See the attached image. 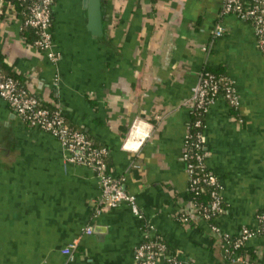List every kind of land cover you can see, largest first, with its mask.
<instances>
[{"label": "crops", "instance_id": "1", "mask_svg": "<svg viewBox=\"0 0 264 264\" xmlns=\"http://www.w3.org/2000/svg\"><path fill=\"white\" fill-rule=\"evenodd\" d=\"M220 8V0H100L94 32L86 0H55L54 60L24 40L19 20L0 21L5 60L107 147L109 172L135 195L139 213L127 201L104 205L93 170L67 160L58 138L27 126L0 97V264H133L137 244L155 232L176 248V264H247L222 261L204 220H177L190 204L185 101L206 65L225 68L238 99L233 113L218 95L203 129L206 164L226 203L220 232L264 210V53L251 23ZM218 22L224 30L214 38ZM138 120L148 134L129 139ZM76 237L70 259L61 249ZM248 243L264 264V236Z\"/></svg>", "mask_w": 264, "mask_h": 264}, {"label": "built area", "instance_id": "2", "mask_svg": "<svg viewBox=\"0 0 264 264\" xmlns=\"http://www.w3.org/2000/svg\"><path fill=\"white\" fill-rule=\"evenodd\" d=\"M2 2L0 0V13L5 15L4 21L12 18L17 19L16 10L7 3L2 9ZM54 0H29L27 5L28 15L24 18V24L36 27L39 31V38H37L33 45L43 52L51 60L56 59L57 53L52 48L51 40V14L53 13ZM221 13H233L241 19L247 20L251 23L255 30L257 47L264 53V0H220ZM20 22V21H19ZM21 27V23H20ZM223 25L218 22L213 31V37L220 36L223 33ZM206 49V47H205ZM218 79L208 72L201 71L196 83L192 87L191 95L186 99L185 103L188 107L189 114L199 106H204L207 110L208 105L216 98L211 97L218 91ZM225 97L229 103L237 104V92L232 84L228 81L224 83ZM0 97L4 99L13 111L21 118L23 122H27L31 127L47 131L53 136L57 137L62 146L69 151L67 160L84 163L89 166L95 175L97 176L98 183L101 189L100 201L108 206H115L122 201H127L131 204L135 213H138L135 204V195L126 191L122 187V181L119 177H114L106 168V161L104 155L108 152L106 146L94 145L91 139L81 130L72 129L64 123L63 117L60 114V110L48 111L46 107L39 105L36 93L29 87L20 88L17 87L15 81L11 77L3 76L0 73ZM146 122L142 120L132 123L129 130V139L134 137H140L142 139L148 132L145 129ZM195 125H200L199 119L194 121ZM198 139L194 141L192 134L188 131L186 126V132L183 139V152L182 158L187 172L188 183L194 186L197 178L193 175L194 163L188 160L190 153L189 146L199 148L204 141L203 131L197 134ZM196 158L202 160L203 155L196 152ZM210 182H216V178L212 175L209 176ZM213 200L211 208L213 211H223L221 206L222 196L221 192L214 190L212 192ZM255 215V214H254ZM259 222H263L264 228V213L257 214ZM152 229V225H148ZM211 230L220 233V228L215 224L210 225ZM243 235L241 238L234 240V246L239 245L241 242H245L253 237H256L253 233H250L246 228H243ZM83 232L89 234L92 232V227L87 225L83 228ZM229 234V233H224ZM227 242V241H226ZM223 242V250L227 249ZM78 237L72 239L67 243L61 251L68 255L70 259L74 257V251L77 248ZM233 260H240L247 264H250L242 256H235ZM177 258L164 255V244L156 240L155 238L145 237L135 247V261L133 264H171L178 263Z\"/></svg>", "mask_w": 264, "mask_h": 264}, {"label": "trees", "instance_id": "3", "mask_svg": "<svg viewBox=\"0 0 264 264\" xmlns=\"http://www.w3.org/2000/svg\"><path fill=\"white\" fill-rule=\"evenodd\" d=\"M55 1V0H54ZM10 3L11 6L16 10V17L21 23V36L24 38L25 41H27L30 44H33L34 41L39 38V31L36 27H33L31 25L24 24V18L28 15V3L29 0H3L2 2V9L4 6ZM5 18V15L3 13H0V21ZM51 18L53 19V13L51 14ZM52 26V22H51ZM50 26V29H51ZM203 72H208L212 74L216 79H218V91L211 97L215 98L218 95H221L225 98L228 105L231 107L233 113H237V107L236 105L229 103L228 99L224 96L225 95V86L224 83L226 81L229 82V84H232V80L230 78V75L225 71L224 67H218V68H212L206 65L203 68ZM0 73L3 76L11 77L14 81L17 87L20 88H26L27 82H26V76L22 74L21 72L15 70L11 64H9L3 55V53L0 52ZM37 96L39 105L42 107H46L48 111L52 112L53 110H60V114L63 117L64 123L67 124L68 127L72 129H79L83 131L92 141L94 145L102 146L101 144L97 143L90 135H88L87 132H85L83 129L77 128L70 124L67 120L66 115L63 112L62 107L54 102H47L44 101L40 96ZM7 103V102H6ZM9 108L13 111L10 104L7 103ZM14 112V111H13ZM205 115H206V109L204 106H199L196 109H194L193 112L189 114V119L187 121L186 126L188 127V131L190 134H192V139L196 141L198 139L197 134L198 132H202L204 129L205 124ZM199 119L201 121L200 125H195L194 121ZM27 126L31 127L27 122H24ZM57 138V137H56ZM190 151V155L188 157V160L190 162L194 163V172L193 175L197 178L196 182L194 183V186H191L190 184H187V192L189 194L190 204L189 207H182L180 210L179 215L177 216V220L184 224H191L195 220L202 219L204 220L209 227V233H210V239H211V248L217 247L222 251L221 258L222 261L228 262L233 260L235 256H242L245 258L250 264H256L254 262L256 257V251L255 247L250 245L247 241L241 242L239 245L234 246V240L237 238H241L243 235V228H246L250 233H253L255 236H264V228L262 226L263 222H259L257 219V214L264 213V210H258L255 212V215L253 217V220L250 223H243L239 226L236 232L224 234V233H218L213 230H211L210 225L215 224L217 225V218L225 213L226 211V203L221 201V206L223 207V211H213L211 208V203L213 200L212 192L214 190L221 191V183L220 179L217 177V175L214 173V171L206 164V158L209 154V149L207 147L206 142H202L201 146L199 148H194L191 146L188 147ZM196 152L201 153L203 155V159L200 160L196 158ZM106 161V168L109 170L107 159H108V152L103 156ZM212 175L216 178V182H210L209 176ZM156 240L164 244V255L172 256L177 258L179 261V254L175 247L170 245L167 240L158 232H155ZM227 241V242H226ZM223 242H226L227 249L223 250L222 244ZM174 264V263H171ZM176 264V263H175Z\"/></svg>", "mask_w": 264, "mask_h": 264}, {"label": "water", "instance_id": "4", "mask_svg": "<svg viewBox=\"0 0 264 264\" xmlns=\"http://www.w3.org/2000/svg\"><path fill=\"white\" fill-rule=\"evenodd\" d=\"M89 12L91 29L94 32L101 30L100 0H86Z\"/></svg>", "mask_w": 264, "mask_h": 264}]
</instances>
